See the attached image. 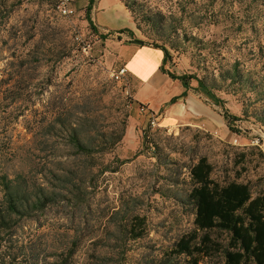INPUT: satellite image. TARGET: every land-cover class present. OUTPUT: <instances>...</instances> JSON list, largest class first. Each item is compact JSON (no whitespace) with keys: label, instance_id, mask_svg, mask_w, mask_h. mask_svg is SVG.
<instances>
[{"label":"rangeland","instance_id":"1","mask_svg":"<svg viewBox=\"0 0 264 264\" xmlns=\"http://www.w3.org/2000/svg\"><path fill=\"white\" fill-rule=\"evenodd\" d=\"M117 1L135 38L167 48L168 72L202 79L223 103L189 78L202 112L178 111L161 126V111L134 99L132 79L111 75L122 42L94 24V10L90 27L88 0H74L70 17L55 0H0V176L54 198L0 229V264H188L171 250L194 230L189 170L202 156L219 184L264 193V156L251 144L264 125V0ZM232 67L240 81L226 78ZM223 108L237 118L231 129ZM73 133L95 151L78 152ZM2 199L0 185V208ZM210 236L216 245L198 264H225L227 234Z\"/></svg>","mask_w":264,"mask_h":264},{"label":"trees","instance_id":"2","mask_svg":"<svg viewBox=\"0 0 264 264\" xmlns=\"http://www.w3.org/2000/svg\"><path fill=\"white\" fill-rule=\"evenodd\" d=\"M92 3L93 0H88L85 15L90 27L95 30L89 14ZM125 5L127 7V4ZM119 31L129 30L124 28ZM100 37L104 38L103 36ZM134 41L142 44L149 43L161 48L164 58L160 70L167 73L171 79L179 80L185 90L189 88V78H192L213 103H223L202 79L187 74L176 75L166 71L164 64L168 61L169 51L164 45L144 42L137 38ZM243 76L237 67H232L230 72H227L226 78H237L240 81ZM184 94L185 91L182 95ZM175 99V97L171 98L170 102L175 101ZM150 113L153 114L152 111ZM222 115L229 128L230 122L237 120L226 108H223ZM256 116L264 123V111ZM70 139L78 152L90 154L95 151L93 147L83 144L75 133L71 134ZM118 141L119 137L112 143L115 144ZM189 172L192 187L187 194V199L194 206V230L176 241L171 253L175 256H190L191 259L188 264H198L196 255L204 251L207 252L214 244L216 245L210 236V232L217 230L226 233L228 238L225 246L221 247L225 264H264V193L253 194L248 183L230 181L219 184L214 181L211 178L212 165L203 156L198 158L190 167ZM0 185L3 191L0 229L12 228L16 218L29 216L35 211L42 210L54 200L52 196L42 192V190L39 194L29 192L20 182L8 179L6 175L0 176ZM143 225L141 217L134 219L133 239L141 236L142 232L140 231Z\"/></svg>","mask_w":264,"mask_h":264},{"label":"crops","instance_id":"3","mask_svg":"<svg viewBox=\"0 0 264 264\" xmlns=\"http://www.w3.org/2000/svg\"><path fill=\"white\" fill-rule=\"evenodd\" d=\"M99 2L100 0H96V5L90 9L94 10L96 19L94 24L100 26L103 31L114 32L110 35L117 37L122 42L119 48V55L123 58V64L119 67L124 66L126 76L132 79L135 86L134 99L148 105V109L153 113L161 111V115L158 118V123L161 126H168L176 119H179L178 111L186 114L189 109L196 113L202 112L204 106L195 95V90L191 88L185 90L179 80L171 79L167 73L160 70L164 58L162 49L134 41L135 32L131 26L130 19L126 16L125 8L117 0L107 8H98ZM124 28L129 31H119ZM164 68H167L166 63ZM174 85L176 88L171 91L170 87ZM184 91L185 94L182 95ZM153 96H160L161 101L152 106L150 98ZM173 97L176 98L175 101L170 102Z\"/></svg>","mask_w":264,"mask_h":264},{"label":"built area","instance_id":"4","mask_svg":"<svg viewBox=\"0 0 264 264\" xmlns=\"http://www.w3.org/2000/svg\"><path fill=\"white\" fill-rule=\"evenodd\" d=\"M74 0H55V7L60 15L63 17H70L74 14L75 10L73 7ZM111 75L114 79L124 81L126 78V69L124 66L119 67L116 71L112 72ZM157 118L153 116L150 120V125H157ZM251 144L256 146L261 154L264 156V127L259 131L255 132L251 139Z\"/></svg>","mask_w":264,"mask_h":264}]
</instances>
